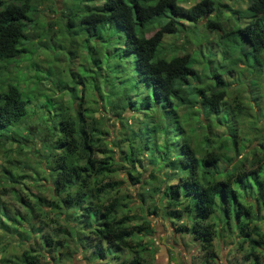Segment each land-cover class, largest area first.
<instances>
[{
  "label": "trees",
  "instance_id": "16d2710c",
  "mask_svg": "<svg viewBox=\"0 0 264 264\" xmlns=\"http://www.w3.org/2000/svg\"><path fill=\"white\" fill-rule=\"evenodd\" d=\"M31 2L0 0V61L19 57L25 51L21 39L25 38V24L30 20ZM75 2L87 9L81 18L88 24L87 35L107 44L110 54L106 92L100 93L96 83L92 101L95 108L93 103L86 105L83 96L75 109L58 102L62 110L40 117L38 123L42 124H37L49 125L42 149L51 161L47 168L51 171L52 187L61 206L79 213L67 230L70 237L74 236L75 249L89 248L91 256L100 259L111 251L116 252L111 258H117L127 250L132 258L118 264H147L142 253L147 244L137 236L154 231L151 215L157 213L161 204L163 220L172 226V232L190 235L198 250L205 253L207 264L214 260L213 240L220 236L235 242L236 250H244L245 260L264 263V251L258 253L264 250V134L255 127V119L245 124V129L254 135L243 129L244 119L253 114L247 107L243 111L238 97L235 107L224 103L230 84L221 72L213 71V85L197 86L194 82L200 77L190 65L189 54L167 58L160 54L164 35L176 30L177 19L173 15L197 21L216 11L220 4L214 0H197L188 7L176 0H100L95 5V0ZM245 12L249 22L227 33L221 31V36L237 31L255 52H260L264 50V0H248ZM157 19L161 21L152 26ZM220 23L218 17L208 20L209 27H220ZM113 26L124 34L121 51L119 45L111 42ZM91 51L92 56L98 55L97 47ZM130 56L136 74L134 82L144 83V92H139L138 98L131 93L133 73L120 70V61L127 59L122 61L127 64ZM258 87H254L256 95ZM195 94L198 100L191 99ZM27 104L15 84L0 88V130L21 124L35 127L25 120L30 113ZM180 106L185 108L181 115ZM155 108L161 111L160 115H156ZM151 109L153 113L149 114ZM96 110L100 111L98 117ZM136 112H142L143 118L134 131L126 122V115ZM201 114L204 118L200 119ZM147 116L150 125L145 122ZM113 117L119 118V132L122 134L127 128L129 133L123 134V140L111 138L108 147L109 141L103 136L109 134L107 124ZM182 121L188 122L186 127ZM196 127L205 137L201 146L193 148L185 129L194 132ZM160 132L162 143L157 141ZM7 138L17 141L13 134L5 135L3 140ZM154 149L161 152L155 154ZM144 152H149V161L155 165L150 169L139 157ZM115 154L124 161L115 160ZM119 169L127 172L133 186H150L149 195L159 202L144 206L146 193L141 190V215H133L131 196L120 191L122 179L115 177ZM1 214L4 212L0 209ZM21 218L28 223L26 216ZM2 221L0 216V226ZM16 241L20 244L21 239ZM43 242L48 247L45 252L53 251L56 264L62 258L72 260L73 249L65 239L46 236ZM22 253L26 264H39L38 256L44 257L37 249L24 248Z\"/></svg>",
  "mask_w": 264,
  "mask_h": 264
},
{
  "label": "rangeland",
  "instance_id": "374dc122",
  "mask_svg": "<svg viewBox=\"0 0 264 264\" xmlns=\"http://www.w3.org/2000/svg\"><path fill=\"white\" fill-rule=\"evenodd\" d=\"M97 1L100 3V0H95L92 5L97 4ZM125 1L129 2V0ZM196 1L176 0L183 7H188ZM214 1L220 4L217 10L197 21L183 15H173L177 19V27L174 32L164 35L162 45L166 51L161 47L160 54L164 58L175 54H189L190 65L200 77V81L194 82L197 86L213 85V71L221 72L224 80L226 79L230 84L225 90L224 103L229 108L235 107L237 106L235 100L238 97L244 105L243 111L247 107L248 112L253 114L244 119L243 129L246 130L248 121L255 119V127L264 134V50L255 52L248 42L241 39L237 31L226 37L221 36V31L227 33L249 22L250 18L245 12L248 0ZM86 11V7L75 0H32L28 11L30 20L25 24V38L21 39L25 51L19 57L0 61V88H4L7 83H13L22 91L28 103V113L30 112L25 120L30 125H35L29 128L27 124H21L19 127L0 130V209L4 212V215H0L3 220V225L0 226V264H26L23 261L24 248L37 249L44 254V257L38 256L39 264H56L53 251L49 253L44 251L48 248L43 242L46 236H52V239L56 240L65 239V243L73 249L72 260L62 258L59 264H118L132 258V254L127 250L122 252L120 257L111 258L116 254L111 251L107 252V257L100 259L91 256L89 248L75 249L74 236L70 237L67 230L72 225L70 221L79 213L78 210L74 212L65 205L61 206L59 195L52 187V176H49L51 171L47 168L51 161L46 156V150L42 149V139L48 137L44 132L49 125L44 123L41 127L38 126L42 124V122L38 123L40 117L43 118L44 115H50L54 111L60 112L62 109L58 102L75 109L81 96L84 97L86 105L91 106L93 103L92 107L95 108L97 105L92 101L96 83L99 85L100 93L105 95L106 92L105 86L109 76L107 56L110 53L104 41L95 40L87 35L88 24L81 21ZM216 17L221 22L220 27H209L208 20ZM160 21L161 19L153 21L152 26ZM112 32L111 42L119 45L121 51L124 34L115 26ZM103 38L107 41L105 35ZM94 46L97 47L98 55L92 56L91 48L93 50ZM93 57L97 59L94 60ZM130 57L131 61L128 60L127 64L124 62L122 64V61L127 59L120 61L122 65L120 70L133 73L131 93L133 92L138 98L139 92L142 94L144 92V83L134 82L136 74L132 56ZM255 60L258 63H255ZM109 65L111 66L110 63ZM254 87L260 88L258 96ZM191 99L198 100L199 96L195 94ZM152 109L149 110V114L153 113ZM184 110V106H180L178 114L181 115ZM95 112L97 117L100 116L99 110ZM154 112L156 115L161 113L156 108ZM141 114L142 112H136L126 115V122L133 126L134 131H137V125L143 118ZM147 117L145 122L150 125V117ZM201 118H204L203 114L200 115ZM119 122V118L115 117L108 122L109 134L102 135L106 142L111 138L123 140V134L129 133L127 128L123 129L122 134L119 132L121 129ZM186 124L184 123L183 126L186 127ZM37 128L41 131L37 132ZM27 131L32 134L29 135ZM246 131L250 136L254 135L252 130ZM185 133H189V142L193 148L202 145L205 135L199 132L198 127L194 132L186 128ZM11 134L16 136L17 141H13L11 137L3 140L5 135ZM26 136L31 137L32 141H25ZM162 136L160 132L157 139L159 143H162ZM108 143V147L111 146L110 141ZM153 151L159 154L161 149ZM139 157L149 169L155 166L149 161V152H144ZM114 158L117 161L122 160L118 154H115ZM237 159L238 157L234 158ZM126 176L127 172L123 169H119L115 174L116 178L122 179L120 191L125 190L131 196L129 205L133 209V215H141L138 207L143 203L145 206L159 202L155 200L154 195H149L150 186L145 185L141 188H138V185L133 186ZM141 190L146 193L143 203L139 198ZM36 196H40L41 200L38 201ZM162 213L160 204L157 213L151 215V218H154L152 220L154 231L146 236H137L141 242L147 244V249L142 252L147 264H162L161 256L164 255V251L169 257L168 264H207L204 259L205 253L200 252L195 243H191L189 239L191 237L183 234L184 236L180 238L173 233L172 226L163 220ZM21 215L27 217L28 223L21 220ZM10 217L15 220L9 219ZM20 239L21 242L18 244L16 240ZM229 240H224L221 236L213 240L216 255L208 264H253L243 258L244 250H236L235 242ZM259 251L264 250H258V253ZM190 252L191 260L184 262L183 257L187 259Z\"/></svg>",
  "mask_w": 264,
  "mask_h": 264
},
{
  "label": "crops",
  "instance_id": "0c3cea01",
  "mask_svg": "<svg viewBox=\"0 0 264 264\" xmlns=\"http://www.w3.org/2000/svg\"><path fill=\"white\" fill-rule=\"evenodd\" d=\"M172 231V230H171ZM176 235H179V237L181 238V237H183L184 235H188V234H178V233H175ZM189 237H190V235H188ZM180 238H179V241H180ZM190 239V238H189ZM191 240V239H190ZM190 243V242H189ZM191 243H194L192 240H191ZM222 243V242H221ZM213 244H214V241H213ZM229 246V245H228ZM219 247H221L220 246V244H219ZM198 249V248H197ZM165 250V249H164ZM197 252V251H196ZM164 255L163 256H161V260H162V264H168V262H167V260L169 259V257H168V254H166V251H164V253H163ZM191 255H192V253L190 252L189 254H188V258L186 259V257L184 256L183 257V255H182V257H183V259H184V262H187L188 260H191ZM198 255V254H197ZM186 259V260H185ZM172 263H174L173 261H172ZM175 264V263H174Z\"/></svg>",
  "mask_w": 264,
  "mask_h": 264
}]
</instances>
